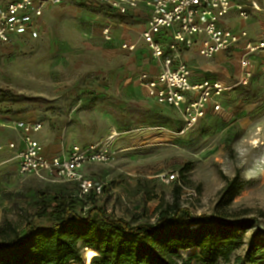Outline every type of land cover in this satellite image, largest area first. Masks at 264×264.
<instances>
[{"label": "rangeland", "instance_id": "374dc122", "mask_svg": "<svg viewBox=\"0 0 264 264\" xmlns=\"http://www.w3.org/2000/svg\"><path fill=\"white\" fill-rule=\"evenodd\" d=\"M8 1L0 0V7ZM124 21L99 5L70 0L45 15L37 39L0 47V115L8 121L40 122L43 131L38 137L46 134L54 140L66 138L71 125L78 130L75 136L94 132L101 140L111 135L112 125L137 128L140 132L135 136L116 137L113 162L85 170L102 185L96 204L117 217L133 223L154 218L158 205L174 202L177 186L184 217L253 218L264 232V52L251 61L247 86L240 84L243 70L238 56L200 58L201 66L190 58L197 80H219L230 89L221 98L218 113L209 110L205 119L180 135L178 109L142 107L133 101H122L119 107L101 97L102 87L113 84L111 73H127L134 82L142 69L140 61L103 37L110 22ZM258 28L255 24L253 35L261 34ZM134 30H128L129 34L139 36ZM86 101L96 108L95 113L71 119L72 111ZM3 130L0 137L14 139L10 129ZM9 159L0 166V226L10 222L20 231L27 221L46 226L36 218L40 191L78 195L76 187L70 194L64 184L21 176L15 159ZM171 174L177 175L176 180L168 182L165 175ZM236 174V192L222 196ZM89 205L87 197L82 198L81 208ZM255 232L252 229L243 236V245L228 263L218 260L215 264H236L235 258L245 255ZM181 256L203 264L198 249L183 251Z\"/></svg>", "mask_w": 264, "mask_h": 264}, {"label": "built area", "instance_id": "2783aa9c", "mask_svg": "<svg viewBox=\"0 0 264 264\" xmlns=\"http://www.w3.org/2000/svg\"><path fill=\"white\" fill-rule=\"evenodd\" d=\"M66 0H9L0 9V47H8L13 42L27 37L35 40L40 35V18L44 11ZM119 14L125 15L144 2L150 9L147 29L142 38L151 56L158 63L159 73L154 78L143 74L139 82L148 96L162 106L181 110L183 128L180 135L193 129L207 115L208 106L214 112L221 110L220 98L229 87L219 81L205 80L192 83L191 69L183 60V52L193 48L198 42L199 55L213 59L220 53L238 48L247 33H234L219 26L232 9L242 20H249L253 12H261L259 0H101ZM109 39V30L104 31ZM124 49L134 50V46L124 45ZM264 50L263 41L245 40L242 46L240 84L247 86L251 71V58ZM3 126L0 117V127ZM37 122L20 121L13 125L22 134L24 147L16 153L18 171L21 176L36 177L50 183H75L80 198L94 192H102V185L84 174L88 165L110 164L115 160L113 142L117 132L104 141L83 148H75L64 156L48 157L43 146L33 137L42 130ZM8 148L15 149L14 144ZM4 146L0 144V152ZM175 174L165 175L168 182L176 180Z\"/></svg>", "mask_w": 264, "mask_h": 264}, {"label": "trees", "instance_id": "16d2710c", "mask_svg": "<svg viewBox=\"0 0 264 264\" xmlns=\"http://www.w3.org/2000/svg\"><path fill=\"white\" fill-rule=\"evenodd\" d=\"M238 181L236 174L222 196L234 195ZM174 192V202L158 205L154 218L133 223L98 206L93 191L82 197L90 201L85 209L78 195L40 191L36 218L47 225L27 221L21 231L10 222L0 226V264H87L89 248L98 255L90 264H193L181 256L191 249L199 250L203 264L228 263L252 229L246 253L235 263H264V232L253 218L184 217L180 189Z\"/></svg>", "mask_w": 264, "mask_h": 264}, {"label": "crops", "instance_id": "0c3cea01", "mask_svg": "<svg viewBox=\"0 0 264 264\" xmlns=\"http://www.w3.org/2000/svg\"><path fill=\"white\" fill-rule=\"evenodd\" d=\"M67 1H70V0H66L65 2H67ZM78 1H80V0H78ZM65 2H63L62 4H64ZM81 2H84V4H87V5H95V6L99 5L103 9H106L110 12H113L119 18H124L125 21L123 23H112V22H110L109 23L110 25L107 26V28H105L102 32L103 37L107 42H110V44H112V43L117 44L120 50L126 52L129 56H132L134 60L140 61L137 64L139 67H142V69H140L139 74H137L134 82L131 81V79L128 77L127 73L123 74V73L117 72V71H114L113 73H111L109 76H111V78H112L111 82L113 84H111L110 86L106 85V86L102 87V89L100 91H102V94H104V95H102L101 97H104V98L107 97V100H111V101H107V102H110L114 106H119V107L122 106L121 105L122 101H125V103L133 101L142 107H144V106L145 107H149V106L151 107L153 105L154 107H157V108L167 107V108L176 109V108L171 107V106H162V105L157 104L154 99H152L148 96V93H147L145 87H143L141 85V83L139 82V78L143 74H147L150 78H154L159 73L158 63L151 56V53H150L147 45L144 43L143 38H142L143 33L147 29V21H148L151 9L144 2H141L137 8L129 9L127 14L122 15V14H119L117 11L111 9L107 4L102 3L101 0H81ZM259 2L263 8L262 11L261 12H253L252 16L250 17L249 20L245 21V20L240 19L237 15L236 11L234 9H232L230 11V13L225 18L220 20L219 26L225 30H228V31H231L234 33H240L242 31H245L247 33V38L245 40L258 41V42L263 41L264 42V38H263L264 37V0H259ZM95 3H97V4H95ZM5 4H6V2L3 4L2 7H4ZM62 4H60V5H62ZM60 5H57V6H60ZM57 6L49 7L44 11L42 17L40 18V28L42 27V23H43V19H44L45 15L49 11H51L54 7H57ZM2 7H0V9ZM126 18H128V19H126ZM253 24L254 25L256 24L257 28L259 27L258 29L262 30V32H260L261 36L259 34L253 35L254 34L253 33V29H254ZM106 29L109 30V39H107L104 35V31ZM134 29L137 31V34H139V36H134V35L132 36L129 34L130 33L129 31H133ZM125 31H128V32H125ZM115 35H116V37H115ZM27 39L31 40L27 37H23L22 39H19L13 43L22 42V41L27 40ZM245 40H242V42L240 43V46L238 48H234L228 52L220 53L217 56H215L214 58H217V57L221 58L222 56H224L226 54H229L231 56H238L239 58H241L242 46H243V42ZM124 45L134 46V50L131 51L128 49H124V47H123ZM199 46H200V42H198L193 48L183 52V60L188 64L189 68L191 69L190 80L192 83H199V82L205 81L204 79L203 80H197L196 79L193 68L189 64L190 58H195L196 59L195 63L198 66H201L203 64V61L200 59L203 57H201L199 55ZM263 52H264V50H260L259 52L254 54L251 58V61L256 58V55L262 56ZM107 77L108 76H104L103 79H106ZM127 78H129V79H127ZM210 81H216V80H210ZM221 98L219 100L220 104H221ZM118 103L120 105H118ZM88 104H89L88 101H86L84 103V106L75 108L72 111V114L70 116L71 119L74 118L76 120H82V119L86 118L88 115H92V113H95L96 108L94 106L89 107ZM93 110H95V111L92 112ZM209 110L213 113H216L213 111L212 106H208L207 112ZM94 115H95V117H97L96 114H94ZM0 117H1L2 122H3V126L0 127V130H3L4 128L10 129L14 135V139H9L8 136L2 137L4 135H2L0 137V144L4 146V149L0 152V156L2 159V162L0 160V163H1L0 166L4 165L5 162L10 160L9 158H12V160L15 159V162L17 164V170H18V161L16 160V153L23 149L24 144L22 141V134L19 131H15L13 129V125L16 122L25 121V120L8 121V119L4 120L1 115H0ZM105 117L106 116H102V118H105ZM26 122H33V121H26ZM37 123H40V122H37ZM182 128H183V117H182ZM42 131H43V128L40 132L35 133L33 135V137L43 146L45 155H47L48 157L64 156V155H67L68 153H70L75 148H83V147H87L90 145L97 144L101 141H104V140H101L102 138L97 133L94 135V132H90L88 136H86V135L85 136H80V135L75 136V133L78 132V130H77V128H75L74 125L68 126L67 130L65 131L66 138L59 139V140H54V138L52 136L48 137V136H46V134H44V135L42 134L38 137L37 134L41 133ZM109 132H111V133L117 132L119 134V139H120L121 137L122 138L126 137V135L135 136L140 131L137 128H133V127H118V126L112 125ZM4 133H5V131L3 130V134ZM40 137L42 138L43 142H41L39 140ZM9 144H14L15 149L8 148ZM113 149H114V146H113ZM88 166H91V165H88ZM86 167L84 168V174L87 178H89L85 173ZM18 173H19V171H18ZM57 183H59V182H57ZM61 184H64V186L69 189L68 190L69 192H67V193L72 194L73 193L72 190L75 187L78 190V187L75 183H61Z\"/></svg>", "mask_w": 264, "mask_h": 264}, {"label": "bare ground", "instance_id": "6f19581e", "mask_svg": "<svg viewBox=\"0 0 264 264\" xmlns=\"http://www.w3.org/2000/svg\"><path fill=\"white\" fill-rule=\"evenodd\" d=\"M97 254H96V252H94L93 250H90V248H89V250H86L85 252H84V256H85V260L87 261V262H90V261H92V258L94 257V256H96ZM98 256V255H97ZM85 261V262H86Z\"/></svg>", "mask_w": 264, "mask_h": 264}, {"label": "water", "instance_id": "95a60500", "mask_svg": "<svg viewBox=\"0 0 264 264\" xmlns=\"http://www.w3.org/2000/svg\"><path fill=\"white\" fill-rule=\"evenodd\" d=\"M91 262V261H90ZM90 262H87L88 264H90Z\"/></svg>", "mask_w": 264, "mask_h": 264}]
</instances>
